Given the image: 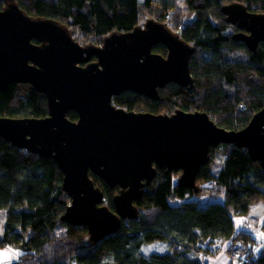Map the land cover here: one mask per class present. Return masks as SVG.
<instances>
[{
	"label": "trees",
	"instance_id": "trees-1",
	"mask_svg": "<svg viewBox=\"0 0 264 264\" xmlns=\"http://www.w3.org/2000/svg\"><path fill=\"white\" fill-rule=\"evenodd\" d=\"M33 17L51 18L66 26L76 42L101 46L114 32H129L146 20L166 24L173 33L194 47L190 68L192 87L169 83L152 100L126 91L112 103L127 111L173 114L181 109L206 112L219 126L244 128L264 107V43L251 52L242 41L227 33L221 9L241 2L252 12L264 13V0H15ZM6 0H0L4 8ZM187 13V15H185ZM236 28V32H238ZM87 46V45H86ZM153 52L166 56L163 44ZM96 59L93 58V61ZM47 98L28 84L10 85L0 92V116L45 118ZM76 121L78 114L68 113ZM219 147L211 149V161ZM223 165L210 168L211 161L197 175L199 193L178 183L180 172L157 168L151 184L135 204L137 218L122 221L119 231L98 244L86 242L88 229L63 223L71 202L63 191V174L51 158L39 157L0 138V249L21 253L12 264H205L201 255L209 245L233 238L240 242L244 264H264V242L248 231L236 232L233 215H247L264 204V172L248 151L221 145ZM104 192L105 205L114 211L113 198L120 188L108 186L90 173ZM197 196L206 198L199 202ZM222 198L223 200H216ZM168 243L166 253L143 254V247Z\"/></svg>",
	"mask_w": 264,
	"mask_h": 264
},
{
	"label": "water",
	"instance_id": "water-1",
	"mask_svg": "<svg viewBox=\"0 0 264 264\" xmlns=\"http://www.w3.org/2000/svg\"><path fill=\"white\" fill-rule=\"evenodd\" d=\"M221 11L240 30L233 40L256 52L264 43V13L241 2ZM158 44L167 48L166 56L153 52ZM194 51L153 19L106 36L101 46H83L66 26L27 14L15 0L0 8V92L28 84L46 96L49 108L45 118L0 116V138L56 162L63 191L71 198L61 221L85 226L92 243L138 217L135 203L157 168L180 172L179 185L198 194L197 175L211 161V149L230 145L246 149L264 172V107L244 128L229 130L206 112H134L112 103L126 91L157 100L159 89L169 83L192 87ZM70 111L78 120L68 118ZM90 173L120 188L114 211L104 204V192Z\"/></svg>",
	"mask_w": 264,
	"mask_h": 264
},
{
	"label": "rangeland",
	"instance_id": "rangeland-1",
	"mask_svg": "<svg viewBox=\"0 0 264 264\" xmlns=\"http://www.w3.org/2000/svg\"><path fill=\"white\" fill-rule=\"evenodd\" d=\"M176 3H177L176 5L178 6V8L185 10L186 6L182 1L179 0V1H176ZM227 4H229V3H227ZM185 15H187V13H185ZM225 21L229 25L228 28L226 29L227 33L229 36L232 37L233 34L236 33L237 27L235 25L228 23L226 19H225ZM146 22L147 21L145 20L141 24V26H143ZM89 44L90 43L87 42L84 46L89 45ZM222 150L223 149H220V147H219L218 151L220 152V154H223ZM220 154L218 152H216L214 159L211 161V164H210V168L214 172H217V173L220 171V168L223 165V160H224V158ZM198 194H200V193H198ZM197 198L200 200L199 202L205 203L203 201V199H204L203 197L197 196ZM261 205H263V204L261 203ZM242 216H245V215H234V217H236V218H241ZM247 219L249 222L246 224L244 223L243 226H244V228L251 229L250 223L252 222V219L249 217ZM3 220H4V215H1V213H0V222H2ZM260 229H261V232H259V234H258L259 240H257L259 243L264 242V233H262L264 231V225ZM241 230H243V229H241ZM241 230H238V231H241ZM249 231L252 232L253 237L257 236V233H255L254 230H249ZM85 241L89 242V235L85 237ZM226 242H230V244H229V246H231L230 248L236 249V248L240 247V242H235L232 238L224 241V243H226ZM218 244L219 243H217V245L215 246L217 248L216 250L219 249ZM168 245L169 244L165 243V242L146 245L143 247L142 252L144 255H150L151 253H166L168 251ZM211 246H214V244ZM228 250L229 249L226 248L223 252H220L218 254H208V253H206V251L202 250V251H200L201 255H199V256H200V259L203 258V261L205 262V264H232V262L230 260V253L228 252ZM20 253L21 252L19 250L9 248V247L0 249V264H12V262L16 259V257L18 255H20Z\"/></svg>",
	"mask_w": 264,
	"mask_h": 264
},
{
	"label": "crops",
	"instance_id": "crops-1",
	"mask_svg": "<svg viewBox=\"0 0 264 264\" xmlns=\"http://www.w3.org/2000/svg\"><path fill=\"white\" fill-rule=\"evenodd\" d=\"M216 200H221L222 201L223 199L220 198V199H216ZM203 201L205 202L206 198H204ZM248 217L252 219V222L250 223L251 224V226H250L251 229L244 228V226H243L244 223L246 224V223L249 222L248 219H247ZM233 221H234V224H235L236 232H238V230H241V229H243L244 231H248V232H250L249 230H254V232L257 233V236L255 238H257V240H259L258 234H259V232H261L260 228L264 225V204L261 205V203H260L258 205L253 206L251 208V210L249 211V213L247 215H245V216H242L241 218H236L233 215ZM250 233L252 234V232H250ZM262 233H264V231ZM223 243L224 242L222 241L221 243L218 244L219 245L218 246V248H219L218 250H216L217 248L215 247L217 245V243L214 244V246H211L208 243H205V246L209 247V250L206 251V253H208V254H218L220 252H223L226 248L231 249L230 248L231 246H229L230 242H226L224 244ZM230 260H231L232 264H240L237 259H233L232 258L231 253H230Z\"/></svg>",
	"mask_w": 264,
	"mask_h": 264
},
{
	"label": "built area",
	"instance_id": "built-area-1",
	"mask_svg": "<svg viewBox=\"0 0 264 264\" xmlns=\"http://www.w3.org/2000/svg\"><path fill=\"white\" fill-rule=\"evenodd\" d=\"M193 252H194L195 256L200 260V256H199L200 254L194 250H193ZM231 256L233 259H237L240 264L248 263L247 259H241L240 254L237 251L233 250V252L231 253Z\"/></svg>",
	"mask_w": 264,
	"mask_h": 264
},
{
	"label": "flooded vegetation",
	"instance_id": "flooded-vegetation-1",
	"mask_svg": "<svg viewBox=\"0 0 264 264\" xmlns=\"http://www.w3.org/2000/svg\"><path fill=\"white\" fill-rule=\"evenodd\" d=\"M237 27V26H236ZM237 30H239L238 28H237ZM240 32V30L238 31V32H236L235 34H237V33H239ZM235 34H233V35H235ZM245 44V43H244ZM246 46V45H245Z\"/></svg>",
	"mask_w": 264,
	"mask_h": 264
}]
</instances>
